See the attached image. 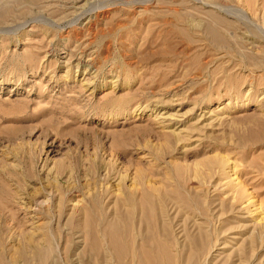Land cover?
Returning a JSON list of instances; mask_svg holds the SVG:
<instances>
[{
  "label": "rangeland",
  "instance_id": "1",
  "mask_svg": "<svg viewBox=\"0 0 264 264\" xmlns=\"http://www.w3.org/2000/svg\"><path fill=\"white\" fill-rule=\"evenodd\" d=\"M0 264H264V0H0Z\"/></svg>",
  "mask_w": 264,
  "mask_h": 264
},
{
  "label": "bare ground",
  "instance_id": "2",
  "mask_svg": "<svg viewBox=\"0 0 264 264\" xmlns=\"http://www.w3.org/2000/svg\"><path fill=\"white\" fill-rule=\"evenodd\" d=\"M30 261V260H29Z\"/></svg>",
  "mask_w": 264,
  "mask_h": 264
}]
</instances>
